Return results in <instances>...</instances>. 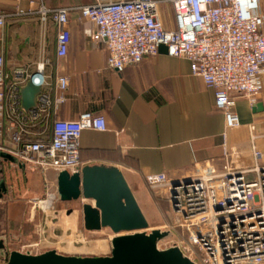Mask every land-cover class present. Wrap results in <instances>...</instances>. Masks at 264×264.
I'll list each match as a JSON object with an SVG mask.
<instances>
[{
  "label": "built area",
  "instance_id": "1",
  "mask_svg": "<svg viewBox=\"0 0 264 264\" xmlns=\"http://www.w3.org/2000/svg\"><path fill=\"white\" fill-rule=\"evenodd\" d=\"M16 13L0 12V27L13 17L38 16L44 32L56 30V59L67 56L72 40L70 9H49L43 3ZM163 7L172 10V28L164 23ZM82 19L94 26L93 36L106 44L108 67L123 73L163 49L169 57L187 60L193 77L214 91L215 108L227 130L241 126L235 112L237 98L253 109L264 91V16L260 0H95L79 8ZM49 61L34 69L5 70L0 55V152L32 165L43 174L80 173V140L85 130L105 132L104 116L84 113L76 121H50L51 112L66 102L69 78L47 75ZM32 83L41 89L37 108L22 107L21 90ZM39 125L41 128L38 129ZM255 128H253L254 130ZM255 165H233L235 150H226L218 169L207 162L195 175L165 189L176 224L187 233L186 244L175 243L197 264H264V165L254 145ZM51 182L45 188L50 195ZM170 247V248H171ZM30 252L31 248L22 253Z\"/></svg>",
  "mask_w": 264,
  "mask_h": 264
},
{
  "label": "crops",
  "instance_id": "2",
  "mask_svg": "<svg viewBox=\"0 0 264 264\" xmlns=\"http://www.w3.org/2000/svg\"><path fill=\"white\" fill-rule=\"evenodd\" d=\"M94 1L25 0L21 4L24 10L34 9L39 3L49 9H70L72 40L67 56L60 60L56 59V30L50 25L45 33L38 16L13 17L0 27V55L7 73L13 74L20 68L34 69L47 60V75L52 83L58 75L69 78L67 100L51 112L50 121H76L88 112L106 118L105 132L82 133V168H118L145 215L144 205L155 208L151 196H167L165 189L157 190L154 186L187 179L209 161L222 169L226 150L236 151L234 166L254 167L253 136H257L254 145L262 153L260 164L264 165V91L256 110L246 98H237L234 110L241 126L227 130L223 113L215 108L214 91L192 76L187 60L169 57L163 49L157 57L147 58L121 74L110 70L105 42L94 38V26L82 19L79 10ZM165 8L171 17H164V23L169 22L166 26L172 28V10ZM16 10V0H0V12L14 14ZM260 12L264 16V0H260ZM18 160L19 163H13L1 159V165L17 168L28 183L33 177L34 188L29 192L38 189L41 195L36 197L44 195L46 180L58 194V175L54 171L43 174ZM4 171L0 168V173ZM1 182L5 188L2 201L9 188L4 180ZM79 203L81 208L91 204L87 200Z\"/></svg>",
  "mask_w": 264,
  "mask_h": 264
},
{
  "label": "water",
  "instance_id": "3",
  "mask_svg": "<svg viewBox=\"0 0 264 264\" xmlns=\"http://www.w3.org/2000/svg\"><path fill=\"white\" fill-rule=\"evenodd\" d=\"M41 89L32 83L21 90L22 107L34 110ZM4 161L16 163L8 153H1ZM179 181H172L173 186ZM58 194L64 203L90 201L82 205L84 227L88 232L109 229L114 234L111 255L105 257L65 256L52 250L40 255L30 252H11L0 264H197L182 250L171 247L161 250L159 244L172 236L170 231L153 230L141 210L123 173L116 167L85 166L80 173L62 172L58 176ZM4 182L0 183L1 189ZM5 248L0 241V252Z\"/></svg>",
  "mask_w": 264,
  "mask_h": 264
},
{
  "label": "rangeland",
  "instance_id": "4",
  "mask_svg": "<svg viewBox=\"0 0 264 264\" xmlns=\"http://www.w3.org/2000/svg\"><path fill=\"white\" fill-rule=\"evenodd\" d=\"M163 13L166 19H170L168 8L164 7ZM167 24L169 22L165 21V25ZM1 163L3 162L0 159V165ZM0 168L5 170L0 173V181L4 180L9 188V194L0 200V241L5 245L0 252V263H5L11 252L27 251L29 248L38 255L52 250L65 256L111 255L110 241L114 234L110 230L88 232L84 227L83 211L79 202H62L52 185L50 195L46 196L48 193L45 184L44 195L36 197L41 195L38 189L29 192L34 188L33 177H30L28 183L17 172V168L10 165H1ZM1 192H5L4 187ZM155 195L154 198L149 197L155 204L153 210L147 205L143 206L150 225L147 233L150 234L153 230L172 233L169 239L159 244L161 250H166L175 243L186 244L187 233L174 226L176 219L167 198Z\"/></svg>",
  "mask_w": 264,
  "mask_h": 264
},
{
  "label": "bare ground",
  "instance_id": "5",
  "mask_svg": "<svg viewBox=\"0 0 264 264\" xmlns=\"http://www.w3.org/2000/svg\"><path fill=\"white\" fill-rule=\"evenodd\" d=\"M45 210V209H44Z\"/></svg>",
  "mask_w": 264,
  "mask_h": 264
}]
</instances>
